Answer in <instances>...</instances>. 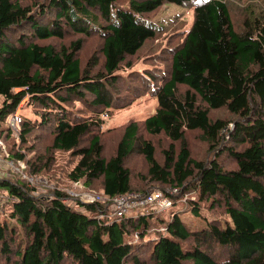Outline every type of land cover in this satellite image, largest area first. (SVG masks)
I'll return each mask as SVG.
<instances>
[{
	"label": "trees",
	"instance_id": "16d2710c",
	"mask_svg": "<svg viewBox=\"0 0 264 264\" xmlns=\"http://www.w3.org/2000/svg\"><path fill=\"white\" fill-rule=\"evenodd\" d=\"M121 1L0 0V137H11L6 119L26 99L35 119L21 116L19 148L8 151L24 174L45 177L55 153L65 152L75 160L70 183H98L107 197L177 189L172 206L201 225L192 228L178 212L159 227L153 212L100 219L106 205L76 199V209L51 180L56 189L42 195L0 172V264H264V7L238 32L225 0H203L182 42L168 49L165 74L125 73L126 59L161 30L146 16L189 0ZM90 35L99 45L82 63V39H64ZM143 82L155 113L128 123L106 152L102 113L129 106ZM221 109L233 120L210 118ZM140 128L169 141L162 162ZM191 131L205 142L206 160L192 157ZM136 154L146 163L144 183L157 185L150 190L134 187L127 162Z\"/></svg>",
	"mask_w": 264,
	"mask_h": 264
},
{
	"label": "rangeland",
	"instance_id": "374dc122",
	"mask_svg": "<svg viewBox=\"0 0 264 264\" xmlns=\"http://www.w3.org/2000/svg\"><path fill=\"white\" fill-rule=\"evenodd\" d=\"M22 4H29L30 0H20ZM203 0H189L185 5L179 7L175 5L165 4L160 9L155 11L154 13L146 16L149 19L151 24L157 23L161 27V30L158 34L148 41H146L143 47L136 53V55L132 57H128L125 62H127L131 68L126 69L132 70L134 72L143 73L148 70H152L153 72L164 71L166 73L167 66H169V51L168 49L179 45L185 34L188 32L189 28L193 23V15H194V6L200 3ZM227 5L229 6L232 22L236 28V31L241 32L243 29V21L248 19V17L254 12L263 9L264 0H225ZM121 5H126V0H122L119 2ZM148 21V22H149ZM155 25V24H154ZM82 39L83 48L77 56L79 60L83 63L94 53L95 49L99 45V39L96 35H90L86 37L79 36H68L64 39V44H68L69 42ZM53 42V41H52ZM57 43V41H56ZM63 42H58V44H62ZM128 66V65H127ZM162 74V73H161ZM137 84V83H136ZM185 87L179 86V93L183 94L185 91ZM133 92L130 95V99L132 103L125 108H115L112 110L103 112L101 115V119L103 120L102 130L107 133L104 136L103 143L106 149V152H111L116 144L118 143L122 131L124 127L130 122L141 123L147 117L153 115L156 111L157 100L151 93L150 89L147 86V83H142L139 89H132ZM75 106H78L77 104ZM18 113L24 118H28L29 120H34V114L32 109L27 105V100L24 99L20 105L18 106ZM209 116L212 120L220 118L227 122L233 120V116L229 114L225 109H221L218 111H209ZM230 125V124H229ZM140 134L143 138L150 140L155 146L156 157L162 162L163 156L162 151L165 150L169 141L162 135L151 137L145 134L140 128ZM5 146V150L2 155V164L6 165L3 167V174L10 175L12 178L20 177V174L14 173L10 168H8V163L11 162L8 159L9 152L17 151L19 146H15L14 144L17 142L19 138L12 136L10 138L0 137ZM186 141L191 150V155L196 160H206L211 155L208 154L207 147L205 142L203 141L201 135L196 131L186 132ZM14 145V146H13ZM178 146H176L177 148ZM18 165V164H16ZM75 160L71 159L68 153L65 152H56L55 153V161L52 169L48 174L43 175V177H39V181L36 183L35 187L42 195L47 194L48 192H44V190L56 189V185L59 186L62 190L69 191L74 194H78L79 196L85 195L86 193L92 194H102L99 191L98 183H95L93 186V190H86L80 182L78 183H70L67 177L68 172L74 167ZM128 167L130 168L134 187L137 188V185L140 183L142 188L141 190L153 188L157 185H147L144 183V177L146 172V163L143 158L139 155H134L127 162ZM229 168V164L225 166ZM49 180H47V179ZM52 181L56 185L50 183ZM157 189V188H156ZM169 189V188H168ZM166 189V190H168ZM96 190V191H95ZM150 190V189H149ZM154 190V189H153ZM159 190V189H158ZM162 191V190H161ZM5 193V192H0ZM191 200H197L195 195H191L189 197ZM63 200L65 198H62ZM78 200V199H77ZM75 201H72V203ZM201 206L200 212L206 213L208 212L206 206ZM146 212V210H141ZM178 212V214L182 217V219L192 228H199L201 225V220L194 219L189 213L183 212L181 210V204L178 203L176 206H172L168 210L155 212L154 213V223L156 227H159L158 219L163 220L164 222H168L173 213ZM8 215V213H7ZM215 215H220L218 212ZM217 217V216H216ZM223 220V218H222ZM11 224H14L11 222ZM10 264H14V261H11Z\"/></svg>",
	"mask_w": 264,
	"mask_h": 264
},
{
	"label": "built area",
	"instance_id": "2783aa9c",
	"mask_svg": "<svg viewBox=\"0 0 264 264\" xmlns=\"http://www.w3.org/2000/svg\"><path fill=\"white\" fill-rule=\"evenodd\" d=\"M21 122L22 117L18 113V109L15 113L8 116L6 119V126L10 131L12 136L19 138L20 130H21ZM5 150V146L3 141L0 139V152L3 154ZM0 153V172H3V167L6 165L2 164V155ZM18 165L14 164L13 162L8 163V168H10L14 173L20 174V177L27 181L31 186L36 185L39 181L38 177H31L23 173V169L25 165L22 162H18ZM36 188V187H35ZM47 190H44L46 192ZM36 194H41L40 189L37 191ZM64 194H66L64 200L62 202L72 206L75 201L78 199L82 204H93V203H100L106 205L108 208L107 213H100L98 218L100 219H109L113 220L116 218H123L135 210H146V212H161L168 210L172 207V201L169 198V195H176L178 193L177 189H169L165 192L154 189L150 190L147 194H140V193H127L119 196L114 197H107L103 194L92 193L79 196L78 194L71 193L69 191L62 190Z\"/></svg>",
	"mask_w": 264,
	"mask_h": 264
},
{
	"label": "crops",
	"instance_id": "0c3cea01",
	"mask_svg": "<svg viewBox=\"0 0 264 264\" xmlns=\"http://www.w3.org/2000/svg\"><path fill=\"white\" fill-rule=\"evenodd\" d=\"M81 185H82V183H81ZM82 186H83V185H82ZM83 187H84V186H83ZM75 202H76V201H75ZM75 202H73L74 204L72 205V207L78 209V206L75 205V204H76ZM137 211H141V210H135V211H133V214H136Z\"/></svg>",
	"mask_w": 264,
	"mask_h": 264
}]
</instances>
